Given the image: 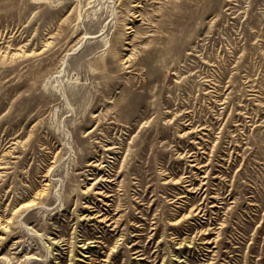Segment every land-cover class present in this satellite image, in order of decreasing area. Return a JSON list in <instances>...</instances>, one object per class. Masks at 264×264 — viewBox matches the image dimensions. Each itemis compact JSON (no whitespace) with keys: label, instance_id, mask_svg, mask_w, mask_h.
Listing matches in <instances>:
<instances>
[{"label":"rangeland","instance_id":"obj_1","mask_svg":"<svg viewBox=\"0 0 264 264\" xmlns=\"http://www.w3.org/2000/svg\"><path fill=\"white\" fill-rule=\"evenodd\" d=\"M0 264H264V0H0Z\"/></svg>","mask_w":264,"mask_h":264},{"label":"bare ground","instance_id":"obj_2","mask_svg":"<svg viewBox=\"0 0 264 264\" xmlns=\"http://www.w3.org/2000/svg\"><path fill=\"white\" fill-rule=\"evenodd\" d=\"M23 202V201H22ZM36 202V201H35ZM32 203H34V202H32ZM28 204H30V203H28ZM23 205V204H22ZM19 207V206H18ZM102 217V216H101ZM90 262H92V261H90Z\"/></svg>","mask_w":264,"mask_h":264}]
</instances>
